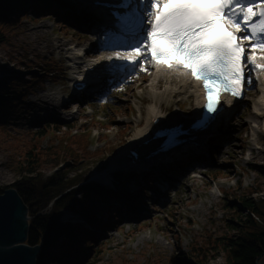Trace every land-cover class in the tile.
<instances>
[{"label":"rangeland","instance_id":"374dc122","mask_svg":"<svg viewBox=\"0 0 264 264\" xmlns=\"http://www.w3.org/2000/svg\"><path fill=\"white\" fill-rule=\"evenodd\" d=\"M17 22L5 31L6 39L0 44V80L8 78L2 80L4 85L0 87V93L10 85L15 86L18 93L23 90L16 114L9 117L7 128L0 130V187L24 176L20 169L27 152L42 157L37 167L42 178L69 166V178L80 172L86 175V182H92L109 168L110 159L130 142L136 130L135 123L141 120V127L145 126L147 111L153 104H162V110L167 109L165 117L175 111L182 117L194 113L195 100L190 93L175 91L177 86L174 85L172 93L159 94L164 84L157 85L158 80L152 81L154 73L150 65H146V72L137 69L127 78H121L103 97L68 100L73 63L65 58L67 52L63 42L76 40L87 48L90 45V52L99 54L103 51L86 40L89 38L87 32L70 26L62 29L52 16H42L36 10L25 11V16L21 14ZM50 58L55 59L54 63L59 64L60 69L56 74L42 77L40 75L47 67L41 62ZM23 61L29 62V67L23 66ZM257 95L255 84L250 85L238 111L227 121L229 128L226 131L232 134L216 154L213 165L186 173L170 197L162 204L154 205L155 210L147 216L133 221L120 218L104 231V235L91 239L98 253L90 251L89 243L83 241L82 245H76V258L72 259L76 260L83 250L77 264H169L171 257H181V253L191 258L202 251L206 253L203 257L207 264H228L226 253L220 248L212 249L209 240L236 234L239 229L236 223H240L238 214L245 215L248 211L236 213L233 207L226 206V198L234 205L237 198L249 197L260 211H264V172L259 170H264V120H255L252 112ZM94 118L101 123L95 122ZM79 136L87 139L85 148L90 151L102 145L116 144L115 151L95 163L78 164L66 156L64 160L59 157V152V158H54V153L61 151L62 145L66 146L65 140ZM43 152L46 154L42 155ZM214 169H220L221 174L212 181ZM116 170L118 168L108 173ZM78 185L61 188L57 197L70 190L76 191L77 198L83 197L84 192L75 189ZM127 185L124 183L118 188L125 190ZM101 200L99 196L89 202V210L98 212L104 208L106 203ZM50 207L51 203L42 213L48 212ZM68 214L65 211L60 218L64 220ZM252 217L259 228H264V220ZM61 243L59 240L55 243L53 255L59 253ZM74 260L66 264H73ZM257 263L264 264V255Z\"/></svg>","mask_w":264,"mask_h":264},{"label":"snow or ice","instance_id":"6c2138e0","mask_svg":"<svg viewBox=\"0 0 264 264\" xmlns=\"http://www.w3.org/2000/svg\"><path fill=\"white\" fill-rule=\"evenodd\" d=\"M116 7L125 11L112 18L131 32L104 59L125 78L146 65L182 71L203 82L206 110L215 113L223 93L242 95L249 65L264 70L256 55L264 53V0H123Z\"/></svg>","mask_w":264,"mask_h":264},{"label":"trees","instance_id":"16d2710c","mask_svg":"<svg viewBox=\"0 0 264 264\" xmlns=\"http://www.w3.org/2000/svg\"><path fill=\"white\" fill-rule=\"evenodd\" d=\"M43 9V4L39 0H0V44L6 39L5 31L17 25L18 17L21 14L25 16V11L27 10L41 12ZM28 63L23 61V66L29 67ZM41 64L47 68L43 70L40 76L44 77L47 74L56 73L57 66L54 60L44 61ZM5 79L8 78L5 77ZM5 79L0 80V87L4 85V81L2 80ZM14 80L18 81L17 79ZM22 91L18 93L17 88L10 85L0 93V130L6 129L9 117L16 114V106L21 104L19 95H22ZM70 126L71 124L67 125V127ZM73 138L75 140H65L66 146L62 145L61 151L54 153V158L63 157L65 160L66 156L70 159L69 161L77 162L78 164L84 162L95 163L96 160H105L108 155L113 154L115 151L116 146H111L104 152L94 154V152L85 148L87 144L85 137L79 136ZM69 143L71 144L69 145ZM71 145L74 146L72 147ZM58 152L60 153L59 157ZM37 154L27 152L26 156L22 159L21 165L23 166L20 169V172L24 176L14 183L0 187V193L6 188H14L27 207V213L30 218L28 220L29 227L26 244L29 246L40 245L36 264H62L75 249L74 244L80 243L82 239L89 243L90 251L94 250L95 254L98 253L95 248L97 247L96 244H93L86 236L81 235V225L70 226L66 224L65 226L60 216L63 210H72L79 212L86 220L92 219V212L83 198H95L99 191L94 188L93 184L86 183V175L79 174L80 172L76 173L74 178H69L67 176V172L70 169L69 166L65 167L66 169L64 170H58L42 178L37 168L41 163L42 157ZM45 154L46 152L42 153V155ZM259 170L264 172V170ZM214 174L220 175L221 171H215ZM120 179H122V176L117 177V181ZM76 184H79L76 190L84 192L82 199L75 196V190L68 191L63 193V195L61 194L62 196L57 197L61 193V188L76 186ZM108 193L113 194V192ZM226 200L228 202L226 206L233 207L236 213H239L240 210H246L248 214H238L240 223H236L239 225L236 234L217 237L212 241L209 240L208 244L212 249L217 250L220 248V250L226 253L228 264H257L264 255V228H259V224L252 216H257L261 220H264V211H260L256 203L249 197L237 198V203L234 205L229 204L228 198ZM50 203L51 207L48 212L42 213ZM103 224L107 225L106 223ZM234 226L232 225L231 227ZM100 229L104 230L105 227L101 226ZM61 235L64 241L58 247L59 253L54 255L47 254V249L50 248L52 250L56 247L55 243ZM91 244L95 245L94 248L93 246L91 247ZM205 255L206 253L201 251L196 256L193 255L189 258L187 254L181 253V257H171L169 264H207L203 257ZM80 264H83V262Z\"/></svg>","mask_w":264,"mask_h":264},{"label":"bare ground","instance_id":"6f19581e","mask_svg":"<svg viewBox=\"0 0 264 264\" xmlns=\"http://www.w3.org/2000/svg\"><path fill=\"white\" fill-rule=\"evenodd\" d=\"M72 1H74L75 4L78 3L77 0H72ZM84 20L89 21L90 19L87 17ZM100 43H102V41H100ZM66 45H67V49L70 51L68 58L72 62H74L73 64H76L77 61H80L79 57H78V53H77V51L79 49H76V46H77L76 42L73 40H68ZM93 54L94 53H92V52L88 53L89 56L90 55L92 56ZM100 55H101V53L99 54V57L97 58V60L101 59V58H105L104 56H100ZM90 62L96 63V61L95 62L90 61ZM91 63H88V64H91ZM155 69H156V71L153 74L152 81L158 80L157 85H159L161 82H163V84H164V89L159 90V94H161V96L162 95L164 96V95H167L168 93H172L174 90H172L171 87L175 85V86H177L175 91L183 92V93L189 92V93H191V95H193L194 100H195L194 104L196 107V110H194V114L198 113V109H199V106L201 104L202 94H203L201 92V89H200L198 83L196 81H194L193 79H190V77L188 75L184 74L182 71H169V70H165L162 68L159 70L157 68H155ZM75 77L77 78V80H79L81 75L79 74ZM262 77L264 78V76H262ZM74 79H72V80L74 81ZM77 80H75V81H77ZM261 86H262V88L260 87V89H261V91L264 92V86L263 85H261ZM154 87L155 86L152 84L151 88L154 89ZM231 109H232V105H227L223 112L224 113L230 112ZM166 110L167 109H165V111ZM162 111H164V110H162V104H158L157 106L155 104H153L148 109L147 119L145 121V126L141 127V125L143 124V122L141 120H138V122L135 123L136 130L132 134L130 142L126 145V147L122 150V152L116 154L115 156H113L110 159L109 168L107 170H105V172H103L98 177L96 176V178L92 180L93 182L94 181L98 182L99 180L100 181H106L110 177V175L107 173L112 169H116V168L119 169V168H123V167L129 168V167H133V166L143 167L145 165V163L151 161V159H144L143 157L145 155H147L154 148V146H156L158 144V142H160V141L153 140V141L148 142L146 144H143L142 141L145 140L148 136H150L151 135L150 133L154 129V128L150 127V120H151V117L153 115H154L153 117H156V115H159L161 118L159 121L158 127H163V126L169 125V124L172 125V124L179 123V122H183V123L185 122V124L187 123V119H184L182 117V114L179 113L178 111L172 112L169 116L165 117L164 119H163V116L161 114ZM203 133H204V131L203 132H196L195 135H199V134H203ZM120 140H121V138H120ZM202 143H204V141ZM115 145L116 144H110L108 146L102 145L101 147H98L97 149L93 150L92 152H94V154L95 153L96 154L101 153L102 151L104 152L109 147L115 146ZM132 151L135 152L136 156L133 155L132 153H130ZM161 159H165V158H163V157L162 158H155L154 160H160L163 162L165 161V160H161ZM84 163H86V162H84ZM132 164H135V165L131 166ZM129 169H132V168H129ZM149 173L152 174V172H147L145 175H148ZM182 181H183V179H182ZM129 186L131 187L132 185L129 184L127 188H129ZM77 188L78 187H76L75 189H77ZM70 191H73V190H70ZM80 191H82V190H80ZM62 195H60V196H62ZM82 198L83 197H81V199ZM93 199L94 198H89V199L85 198L84 199L85 201H87L86 204L88 207H90L88 205V203L93 201ZM136 217L137 216H135V218ZM75 222H79V220H76ZM87 234L88 235L93 234V231L88 230Z\"/></svg>","mask_w":264,"mask_h":264},{"label":"water","instance_id":"95a60500","mask_svg":"<svg viewBox=\"0 0 264 264\" xmlns=\"http://www.w3.org/2000/svg\"><path fill=\"white\" fill-rule=\"evenodd\" d=\"M0 205V264H36L40 245L26 244L29 216L14 188L0 193Z\"/></svg>","mask_w":264,"mask_h":264}]
</instances>
